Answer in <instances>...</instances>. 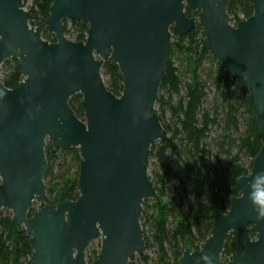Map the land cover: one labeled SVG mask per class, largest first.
<instances>
[{"label": "water", "instance_id": "water-1", "mask_svg": "<svg viewBox=\"0 0 264 264\" xmlns=\"http://www.w3.org/2000/svg\"><path fill=\"white\" fill-rule=\"evenodd\" d=\"M230 2L56 0L46 22L32 28L23 0H0V72L15 59L23 77L13 89L0 78V216L11 212L31 237V264H88L86 251L96 241L101 251L92 264H129L146 253L143 205L157 197L146 160L155 143L168 139L156 112L158 95L173 39L198 23L226 74L246 81L263 145L251 174L237 181L239 196L229 212L214 216L203 247H188L179 264H222L231 234L237 239L231 264H264V207L253 199L257 178L264 176V0H254L253 15L236 27ZM65 21L86 26V41L68 40ZM45 30L55 43L43 39ZM108 61L123 77L121 97L103 79ZM77 95L85 121L70 107ZM48 143L78 149L81 157L79 198L57 208L46 203Z\"/></svg>", "mask_w": 264, "mask_h": 264}, {"label": "trees", "instance_id": "trees-1", "mask_svg": "<svg viewBox=\"0 0 264 264\" xmlns=\"http://www.w3.org/2000/svg\"><path fill=\"white\" fill-rule=\"evenodd\" d=\"M55 1L34 0L29 10L33 16L32 28L46 22ZM253 13L254 0H231L229 3L228 15L233 26ZM186 14L189 18L195 16L188 9ZM87 31L88 28L79 22H64L65 36L73 42H85ZM48 33H43V39L55 43L56 37ZM102 74L107 78L108 90L121 97L124 87L118 66L108 61ZM0 75L7 89H13L23 81L15 59L2 66ZM164 93L169 95L168 100L164 99ZM174 95L179 97L175 104ZM82 99L81 95L73 97L70 107L77 118L85 121ZM156 105L162 109L168 107L170 111L171 127L166 129L162 124L170 137L151 147L146 165L152 158L158 161L162 170L161 183L151 181L159 194L158 200L165 198L167 187L170 189L177 216L170 226L165 216L146 214L150 228V234L144 231L146 250L155 249L156 257L144 254L138 258V264H179L188 241L194 251H199L211 236L214 216L229 212L231 199L239 196L236 183L251 174L263 139L246 81L226 74L207 48L206 27L201 23L188 35L172 41L169 71ZM157 115L162 123L158 112ZM169 156L174 159L175 169L167 164ZM46 158L49 165L45 178L46 203L57 208L63 203L77 201L79 150H61L48 143ZM248 233L251 238H257L253 226L249 227ZM236 248L237 239L231 234L224 248L222 264H231ZM100 251V243L89 247L87 263L96 261ZM32 254L31 237L16 225L11 212L3 211L0 216V264H31ZM136 259L133 257L129 264H135Z\"/></svg>", "mask_w": 264, "mask_h": 264}, {"label": "rangeland", "instance_id": "rangeland-1", "mask_svg": "<svg viewBox=\"0 0 264 264\" xmlns=\"http://www.w3.org/2000/svg\"><path fill=\"white\" fill-rule=\"evenodd\" d=\"M23 2H24V9L29 12V10L31 9V7L34 4V0H23ZM193 14L195 15L194 18L198 19V12L193 13ZM233 27H236V26H233ZM46 31H48V30H45L44 33H46ZM48 34L51 35L50 33H48ZM42 37H43V35H42ZM67 39L70 40L69 37H67ZM45 41L52 44L50 39L45 40ZM176 61H178V59ZM0 78H1V75H0ZM103 79H104L105 84H106L107 78H105L103 76ZM163 96H164V99H166V100L169 99V95L167 93H164ZM178 100H179V97L174 95L173 96V103L174 104L177 103ZM156 111L158 112V114L162 118V124L166 127V129L168 127H171V114H170L168 107L167 108L165 107L164 109H162L159 105H156ZM169 137H170V135H168V138ZM167 164H169L170 168H174V169L176 168L174 165V159L171 156H169L167 158ZM147 167H148V174H149L150 179L154 182L158 181L161 183L162 170L159 167L158 161L156 159L152 158L151 160H149ZM173 183H175V182H173ZM159 187L161 190V185H159ZM165 192H166L165 198L158 200L159 194H157V197L155 199L149 200V201L145 202V204L143 205V214H142V218H141V225H142L143 232L145 231L147 234L148 233L150 234V228L146 223V214H150V215L156 214L158 216H161V215L165 216L167 223L170 224V226L174 223V217L177 216V211H176V209H174L173 204L171 203V196L172 195H171V191L168 187L166 188ZM39 205H40V202L36 203V208H38ZM34 212H35V210L32 211V215ZM179 220H182V219H179ZM99 243L101 244L100 241H96V242L92 243V245H93V247L94 246L96 247ZM91 246H90V248H91ZM188 247L191 250H193V245H192L191 241H188L187 245L185 246L186 249ZM145 254H148L150 257H153V258L156 257L155 249L146 250ZM136 258L137 259L134 262H135V264H138V258H140V256H136Z\"/></svg>", "mask_w": 264, "mask_h": 264}, {"label": "clouds", "instance_id": "clouds-1", "mask_svg": "<svg viewBox=\"0 0 264 264\" xmlns=\"http://www.w3.org/2000/svg\"><path fill=\"white\" fill-rule=\"evenodd\" d=\"M261 185H264V176L257 178V184L254 185L256 191L254 193L253 199L256 204L264 207V189H261Z\"/></svg>", "mask_w": 264, "mask_h": 264}]
</instances>
